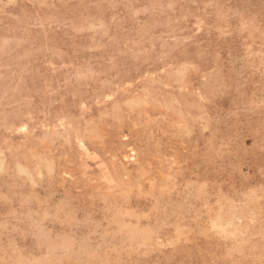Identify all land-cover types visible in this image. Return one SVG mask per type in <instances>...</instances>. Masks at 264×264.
I'll list each match as a JSON object with an SVG mask.
<instances>
[{
    "label": "rangeland",
    "instance_id": "374dc122",
    "mask_svg": "<svg viewBox=\"0 0 264 264\" xmlns=\"http://www.w3.org/2000/svg\"><path fill=\"white\" fill-rule=\"evenodd\" d=\"M0 264H264V0H0Z\"/></svg>",
    "mask_w": 264,
    "mask_h": 264
}]
</instances>
